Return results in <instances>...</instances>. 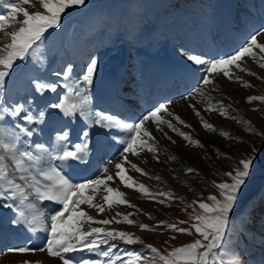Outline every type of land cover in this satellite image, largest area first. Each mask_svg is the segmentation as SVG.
I'll use <instances>...</instances> for the list:
<instances>
[{
  "label": "snow or ice",
  "instance_id": "snow-or-ice-1",
  "mask_svg": "<svg viewBox=\"0 0 264 264\" xmlns=\"http://www.w3.org/2000/svg\"><path fill=\"white\" fill-rule=\"evenodd\" d=\"M86 0H39L43 11L26 8L31 0H0V4H7V15L0 14V207L13 209V215L6 224L0 223V256H22L21 264H44L42 259L32 260L28 254L44 253L46 257L56 258L62 264H150L148 257L157 258L161 264H222L221 253L225 250L230 239V233L235 230V222L244 215L241 203L243 189L250 177L256 155L264 148H252L251 153L233 160L234 168L226 170L217 163L214 172L222 175V181H213L212 186L217 194L206 198H198L189 203L176 194L162 190L153 192L147 186L139 183L128 175L129 169L141 175H147L130 157L139 158L141 152L152 153V159L159 163L158 147L155 132H160L171 143L175 141L164 131L179 136L185 146L203 148V144L192 137L194 131L191 124H187L180 116L169 110L171 100L157 101L139 116L123 118L100 107H91L93 100L90 90L95 81L98 70V59L91 57L85 64L77 78L71 73L73 65L68 64L62 71H53L59 77L49 81L44 76L48 71L47 65L33 64L32 58L38 54L47 39L50 29H59L62 18L69 9L80 8ZM15 22V23H14ZM6 28L13 30L8 32ZM258 37H264V28L250 34L244 43L231 52L223 54H192L181 50L188 63L187 71L191 73L196 83L181 93V98L197 100L205 105L203 111L215 112L225 119L236 118L230 115V108L221 102H206L202 97L205 93L200 90L203 85H213V70L218 66H233L248 75H254L242 66L243 58L264 61V43ZM258 50V51H257ZM264 68V63H260ZM18 75L25 78L23 87L16 91L8 89L9 81ZM223 76L232 81L229 71ZM235 82L243 87H251L238 77ZM61 89L59 93L57 90ZM75 93L74 101H68L64 92ZM46 91L57 93V101L52 103H38ZM200 98V99H198ZM259 100L264 102V96L250 95L245 102L251 104ZM197 117L200 127L206 133H217L228 140L239 138L223 130H217L197 109L195 103L188 105ZM55 109V111H50ZM255 111V110H254ZM189 129V132L180 131L170 120ZM82 126L74 129L73 125ZM123 122L127 129V136L118 135L114 131L116 124ZM237 123H240L237 121ZM44 125L48 128V144L57 145L48 151L41 142H34L33 137L42 133ZM252 134H257L252 129ZM75 135V139H72ZM259 135L264 137V132ZM217 162L224 159L220 149H215ZM171 161L176 158L170 157ZM115 168L113 174L111 169ZM93 171L96 178L78 181L79 173ZM123 173V174H122ZM186 176L199 175L196 169L188 167L184 170ZM159 180V177H153ZM176 179V177H173ZM119 181L125 188L134 189L145 199L151 198L164 207H171L172 201H182L189 215V221L168 223L156 220L152 225L139 224L141 231L157 233L159 228H165L172 233L196 234L194 242L171 247L167 256L152 245H144L140 237L126 231H119L110 226L126 223L135 224L127 215L117 212L111 218L97 219L90 215L87 209L95 210L97 216L103 214L105 205H127L129 208L142 212V209L123 199L124 193L112 185ZM206 183V181H203ZM186 186V185H185ZM189 191H193L189 188ZM163 196V200H156ZM205 200L209 202H204ZM50 202L43 218L46 227L43 236H36L42 240L40 245H34L33 235L37 229V216L29 217L21 210L23 206L35 207L34 202L43 205ZM191 208L192 212H187ZM122 217V219H121ZM100 225V227H93ZM186 225V226H184ZM161 235L167 234L159 233ZM175 235L170 237L175 240ZM131 246L144 245V251L134 252L122 249L115 252L118 243ZM167 243V241L165 242ZM95 254L76 258L70 253L84 252ZM123 254V255H122ZM233 264H244L238 257Z\"/></svg>",
  "mask_w": 264,
  "mask_h": 264
},
{
  "label": "rangeland",
  "instance_id": "rangeland-1",
  "mask_svg": "<svg viewBox=\"0 0 264 264\" xmlns=\"http://www.w3.org/2000/svg\"><path fill=\"white\" fill-rule=\"evenodd\" d=\"M10 2L17 3L18 0H10ZM25 7L43 11L39 0H31V3ZM8 11L7 4H0V14L7 15ZM261 28H264V0H86L84 6L67 10L59 29L49 30L46 34L47 39L39 50L43 55L38 54L32 58L31 62L47 65L48 71L44 73V76L49 81H55L59 77L53 75V71H62L68 64H72L74 67L71 75L75 79L88 60L96 57L98 70L90 90L93 108H101V95H104V98L111 95L115 96L113 97L115 99L121 98L129 103L136 113L135 117L157 101L171 100L169 110L193 126L194 131L190 134L203 144V148L185 146V142L179 136L165 127L164 131L175 141L173 144L162 133L155 132L153 128L158 147L161 149L158 154L160 162L157 163L152 159V153L141 152L139 158H130L147 175H141L130 169L128 175L153 192L171 191L191 203L198 198L217 194L212 182L225 179L214 172L217 163L223 165L226 170H231L235 165L232 159L227 158L228 156L239 160L242 156L251 153L253 147L258 150L264 148V137L259 135L260 132H264V102L259 100L251 104L245 102V98L250 95L264 96V68L259 66L264 61L243 58L242 66L254 75H248L233 66H218L212 73L214 87L213 85L201 86L200 90L205 93L202 99L208 103L212 101L223 103L230 108V115L236 118L235 120L225 119L215 112L203 111L205 105L197 100L181 98V93H186V89L196 83L191 73L187 71L189 62L181 55V50L209 56L231 52L244 43L250 34H254ZM12 30V28L5 29L8 32ZM258 39L264 43V37H258ZM162 58L166 59L165 63L161 62ZM120 66H122L121 70ZM145 69L153 80L146 78ZM224 71L232 73V81L223 76ZM175 73L182 82H178L175 86H167L166 91L162 90L159 83L157 87H153L155 78L167 82ZM120 75H123L125 79L122 89L127 93L114 95L110 90L111 83L117 82L114 80L120 78ZM129 77L131 80L127 82L126 78ZM237 77L251 87H243L235 82ZM100 78L103 79L99 83L97 80ZM24 84L25 78L18 75L9 81L7 87L9 90L16 91ZM182 84H185L184 87ZM60 91L61 89H58L57 93ZM64 92L68 101L77 99L74 92L69 94L66 89ZM57 93L46 91L44 96L47 98L40 97L38 103L56 102ZM140 95L141 99L138 101ZM190 103H195L205 119L218 131L223 130L246 143L222 138L217 133H206L200 127L192 109L188 107ZM111 108L115 111L119 110L115 106ZM77 119L82 121L79 116ZM163 119L170 120L180 131L189 132L188 128L177 124L171 117L165 115ZM78 126L81 127L82 124H74L73 128ZM39 127L46 128L44 125ZM115 128L120 130L121 136H127L125 127L118 123ZM253 128L257 132L255 135L252 134ZM41 138L42 136H39L37 142L47 146L48 141L46 143V140ZM72 139H75V135ZM215 149H220L225 156L219 162L216 159ZM173 156L176 161L170 160ZM188 167L196 169L199 175L186 176L184 170ZM111 171L114 174L115 168L113 167ZM157 176L159 180L153 178ZM112 186L118 187L124 193L123 199L143 211L137 212L136 209L129 208L127 205L111 207L105 205L106 211L97 216L95 210L83 206L90 215L97 219H104L115 216L117 212L125 215L133 213L129 218L135 221V224L113 222L110 227L140 237L144 245L156 247L165 256L171 251V247L194 242L196 238L194 231L192 235H187L159 228L157 233H151L141 231L138 227L139 224L154 223L145 213L151 214L156 220H164L168 223L177 221L191 223L189 215L184 211L186 205L182 201H172L171 207H164L151 198L145 199L134 189L125 188L118 180ZM189 188L193 191H189ZM163 199V196L156 197V200ZM34 203L36 205L34 209L38 207L44 211V214L51 207L41 206L38 202ZM241 203L245 206L244 215L235 222V230L230 233L229 242L221 253L222 264H233V260L237 257L244 264H264V151L256 155L250 177L243 189ZM24 207L31 209V207ZM192 211L191 208L187 209V212ZM13 212V209L0 207V223L6 224ZM36 226L39 227L38 222ZM93 227H100V225H93ZM165 232L167 233L165 235L159 234ZM172 235H175V240L170 239ZM42 242L38 239L33 241L34 245L37 243L40 245ZM113 243L119 245L117 249H114L115 252H120L122 249L134 252L144 251L147 256L144 245L127 246L120 242ZM90 255L96 258L95 254H88L86 251L76 252L73 256L79 258ZM28 258L42 259L44 264H62L56 258H47L44 253L28 254ZM22 259H24L22 256H0V264H21ZM148 259L150 264H161L158 257L149 256Z\"/></svg>",
  "mask_w": 264,
  "mask_h": 264
},
{
  "label": "bare ground",
  "instance_id": "bare-ground-1",
  "mask_svg": "<svg viewBox=\"0 0 264 264\" xmlns=\"http://www.w3.org/2000/svg\"><path fill=\"white\" fill-rule=\"evenodd\" d=\"M173 76V75H172ZM174 78V77H173ZM173 78L172 79H170V80H168L165 84H167V85H170V84H173L174 82H173ZM166 79V78H165ZM120 87V88H119ZM112 94H114V93H117V92H122V89H121V85H119V82H118V84H114L113 86H112ZM111 94V93H110ZM150 94V93H149ZM107 95V94H106ZM115 95V94H114ZM113 97H115V96H109V95H107V97L106 98H104L102 101H101V104H102V106L103 107H107V106H105V105H108V106H111V104L112 105H118V108H119V110H120V114H119V116L118 117H124L123 116V113H128L129 111H128V109H127V105H126V103L124 104V103H122V101H120V100H118V99H115V98H113ZM122 118H121V120H122ZM119 125H122L123 126V122H121V123H119ZM124 127V126H123ZM126 128V127H125ZM141 154V153H140ZM43 212L42 211H40V213L38 214V217H39V222L40 223H42V224H45V221H44V218H43ZM46 256V255H45ZM48 258V257H47Z\"/></svg>",
  "mask_w": 264,
  "mask_h": 264
}]
</instances>
